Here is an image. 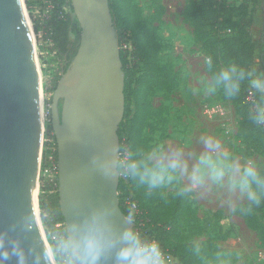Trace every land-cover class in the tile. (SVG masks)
I'll return each mask as SVG.
<instances>
[{
    "label": "water",
    "instance_id": "1",
    "mask_svg": "<svg viewBox=\"0 0 264 264\" xmlns=\"http://www.w3.org/2000/svg\"><path fill=\"white\" fill-rule=\"evenodd\" d=\"M71 2L81 41L51 104L61 213L66 224L95 206L109 205L115 219L123 221L121 178L100 171L105 158L120 149L126 110L118 32L110 0ZM23 7L27 11L25 0H0V239L38 250L48 248L38 198L43 90ZM7 264H16V258Z\"/></svg>",
    "mask_w": 264,
    "mask_h": 264
},
{
    "label": "trees",
    "instance_id": "2",
    "mask_svg": "<svg viewBox=\"0 0 264 264\" xmlns=\"http://www.w3.org/2000/svg\"><path fill=\"white\" fill-rule=\"evenodd\" d=\"M188 1L189 6L184 12V19L194 28L196 42L202 43L207 52L210 61L208 70L212 80L221 68L229 64H236L245 70V79L240 81L239 91L228 98L240 117L238 135L247 142L259 144L264 150V123H257L251 118L255 110L252 108L253 103L248 101L250 91L254 93L256 104L260 95L255 89L250 88L247 82V73L257 71L256 51L259 48L251 33L253 21L244 18L249 14V5L243 3L237 7L229 0H224L223 3H219L218 0ZM257 1L254 0L256 3ZM47 3L54 6V11L52 19L45 23L46 39L53 42L55 52L65 62L64 71H67L78 52L81 27L73 16L71 0H26L36 32L40 28V22L36 20L34 13L38 9H44ZM110 7L119 42L124 33H130L135 48L132 59L121 50L125 72L126 110L119 130L120 154L128 151L129 157H134L137 150L143 147V132L151 116L149 92L158 89L170 93L177 80L174 73L161 61L159 43L149 28L148 21L136 15L135 8L125 0H110ZM206 8L209 12H206ZM210 30L217 34L215 41L209 38ZM57 86L58 82H54L47 93H54ZM60 109L62 110V104ZM47 129V136H50L52 141L45 143L43 159L48 160L49 156L54 155L58 160L57 142L52 125H48ZM51 191L50 184L42 185L40 209L49 231H57L54 227L60 223L65 224V220L61 213L59 193ZM188 196L177 195L175 191L164 204L159 202L157 192L149 193L128 179L123 177L120 179L119 199L122 211L125 215L131 211L126 203L127 199H131L137 203L142 213L136 220V227L139 228L143 224L141 229L155 233L163 246L178 259V264H202L197 260L193 246L189 247L192 254L187 255L184 250L188 246L177 245L172 240L191 209L187 202ZM234 212L242 217L249 230L258 235L264 248V198L259 205L251 208L248 207V203L241 204ZM173 247H177L178 250L173 252Z\"/></svg>",
    "mask_w": 264,
    "mask_h": 264
},
{
    "label": "rangeland",
    "instance_id": "3",
    "mask_svg": "<svg viewBox=\"0 0 264 264\" xmlns=\"http://www.w3.org/2000/svg\"><path fill=\"white\" fill-rule=\"evenodd\" d=\"M125 2L135 8L136 15L148 21V26L159 43L161 61L174 73L177 80L170 93L158 89L149 92L151 116L143 132V146L163 141L173 146L182 145L185 151H200L199 138L202 135H210L221 141L224 150L241 159H253L264 168V150L259 144L247 142L238 135L240 117L228 96L222 89L208 91L213 80L208 70L207 52L202 43L196 42L194 28L184 19L189 1L125 0ZM262 2V0H258L257 3L251 2L249 14L244 16L246 20L253 21L254 18L260 20L259 41L264 29ZM68 10L70 12V8ZM206 12H209L208 8ZM27 15L30 24L32 23L36 60L43 90V109L46 115L44 121L48 127L55 92L47 93V90L52 88L54 82L59 84L67 71H64V60L57 55L52 44L46 39L45 30L39 28L38 32L35 31L28 8ZM73 16L75 17L74 13ZM236 18L238 20L239 17ZM208 34L212 41L216 40L217 34L214 31L210 30ZM252 108L256 111V103H253ZM47 138L46 133L45 139ZM174 192L172 189L158 191L159 202L165 204L164 201ZM41 194L39 187L40 219L49 248V228L43 221L40 209ZM187 202L191 209L181 228L172 237L175 244L188 246L184 250L187 255L192 254L189 247L193 246L196 258L202 264H264V248L258 235L249 230L242 217L234 212L239 205L247 204V201L238 200L233 196L230 203L227 194L199 195L194 192L188 196ZM62 226L56 225L54 229L58 230ZM172 250L176 252L178 249L173 247ZM53 263L55 264L54 260Z\"/></svg>",
    "mask_w": 264,
    "mask_h": 264
},
{
    "label": "clouds",
    "instance_id": "4",
    "mask_svg": "<svg viewBox=\"0 0 264 264\" xmlns=\"http://www.w3.org/2000/svg\"><path fill=\"white\" fill-rule=\"evenodd\" d=\"M210 63V61H209ZM245 70L229 64L218 71L208 91L222 89L234 96L245 79ZM248 85L260 95L251 118L264 123V73L248 72ZM200 151H185L156 141L139 148L134 157H123L117 148L100 165L101 173L111 178L123 176L145 191L175 190L177 195L227 194L247 201L248 207L264 198V168L250 158H239L224 150L221 141L202 135ZM135 214L129 211L117 221L109 205L95 206L83 215L72 217L62 228L49 231V248L25 249L18 241L0 239V264L10 257L16 264H178L161 240L146 230L134 227Z\"/></svg>",
    "mask_w": 264,
    "mask_h": 264
},
{
    "label": "built area",
    "instance_id": "5",
    "mask_svg": "<svg viewBox=\"0 0 264 264\" xmlns=\"http://www.w3.org/2000/svg\"><path fill=\"white\" fill-rule=\"evenodd\" d=\"M218 1H219V3H223L224 0H218ZM253 1L254 0H229V2L234 3V5L237 7L242 5L243 3L250 5L251 2H253ZM53 11H54V6L51 3H47V6L42 10L41 9L36 10V12L34 14L36 16V20H38L40 22V28L41 29H44L45 23L49 22L52 19ZM48 42H50L52 44V46L54 47L53 42L51 40H48ZM119 47H120V51L122 50L125 54H127L129 59H132L135 48H134L133 40L131 39L130 33H127V32L124 33L123 37L121 38V40L119 42ZM248 101L250 103L255 102L254 93L252 91L249 92ZM44 119H46L45 114H44ZM48 123H49L48 125L51 124V117L48 120ZM45 125L46 124L44 121L43 141H45V143H48V142H51L52 140H51L50 136H48V138L45 139V134L47 133L46 132L47 125H46V127H45ZM45 143L43 144V146L45 145ZM43 154H44V148H43L42 158H41V162H40L38 188L42 187V185H44V183H48V184H50V186L52 188V191H51L52 193H59L60 184H59L58 160L55 159L54 155L49 156L48 160H44ZM120 155H122L123 157H124V155H126V157H129L128 151H125L123 154H120ZM123 178L127 179L125 177H123ZM41 180H43L42 183H41ZM126 203H128V205L130 206V210L135 214V217L137 220V218L142 214L138 209L137 203L132 201L131 199H127ZM61 226H62V224H57V227H61ZM140 227L142 228L143 224H141ZM146 231L150 234H154L155 236H157L155 233L150 232L149 230H146Z\"/></svg>",
    "mask_w": 264,
    "mask_h": 264
},
{
    "label": "crops",
    "instance_id": "6",
    "mask_svg": "<svg viewBox=\"0 0 264 264\" xmlns=\"http://www.w3.org/2000/svg\"><path fill=\"white\" fill-rule=\"evenodd\" d=\"M263 22H264V18H263ZM259 25H260V20L258 18H254L252 23L251 33L253 36V40L259 44V48L256 51V69H257L256 74L264 73V29L261 33L262 35L261 41H259L258 38V32L260 31Z\"/></svg>",
    "mask_w": 264,
    "mask_h": 264
},
{
    "label": "bare ground",
    "instance_id": "7",
    "mask_svg": "<svg viewBox=\"0 0 264 264\" xmlns=\"http://www.w3.org/2000/svg\"><path fill=\"white\" fill-rule=\"evenodd\" d=\"M24 8V12H25V17H26V21H27V23H28V27H29V30H30V34H31V38H32V43H33V48H34V53H35V58H36V51H35V47H34V39H33V34H32V29H31V24H30V20H29V18H28V15H27V11H26V9H25V7H23ZM37 61V60H36ZM37 71H38V78H39V82H40V86H42L41 85V79H40V72H39V68H38V63H37ZM41 120H42V122H44V109H43V94H42V92H41Z\"/></svg>",
    "mask_w": 264,
    "mask_h": 264
},
{
    "label": "flooded vegetation",
    "instance_id": "8",
    "mask_svg": "<svg viewBox=\"0 0 264 264\" xmlns=\"http://www.w3.org/2000/svg\"><path fill=\"white\" fill-rule=\"evenodd\" d=\"M263 1V0H262ZM263 3V2H262ZM264 12V10H262Z\"/></svg>",
    "mask_w": 264,
    "mask_h": 264
}]
</instances>
